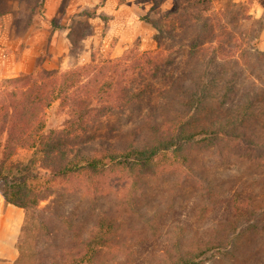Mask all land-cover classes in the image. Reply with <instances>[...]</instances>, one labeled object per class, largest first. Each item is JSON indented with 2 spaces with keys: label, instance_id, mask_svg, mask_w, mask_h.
I'll list each match as a JSON object with an SVG mask.
<instances>
[{
  "label": "trees",
  "instance_id": "1",
  "mask_svg": "<svg viewBox=\"0 0 264 264\" xmlns=\"http://www.w3.org/2000/svg\"><path fill=\"white\" fill-rule=\"evenodd\" d=\"M19 1L28 30L46 0ZM163 2L140 17L156 52L136 42L0 82V190L36 213V264H264V52L244 47L213 0ZM92 32L70 26L69 51ZM57 102L67 119L47 131ZM19 149L41 157L10 175Z\"/></svg>",
  "mask_w": 264,
  "mask_h": 264
},
{
  "label": "rangeland",
  "instance_id": "2",
  "mask_svg": "<svg viewBox=\"0 0 264 264\" xmlns=\"http://www.w3.org/2000/svg\"><path fill=\"white\" fill-rule=\"evenodd\" d=\"M153 1L46 0L27 30L25 26L30 11L23 2L8 0L10 12L0 18V82L42 68L68 71L90 64L94 58H119L136 42L140 44L142 52H156V30L150 24L140 21V17L149 12ZM213 4L218 15H221L220 18L225 19V15L230 13L237 21V37H241L247 50L264 52V0H213ZM173 6L174 0H164L161 8L167 11ZM23 14L21 32L17 33L13 23ZM55 18L60 19L62 28L59 30L54 29L51 24ZM77 22L91 25L93 32L81 40L76 50L71 52L63 29L69 33L70 26ZM258 28L257 35L252 37ZM2 90L4 88L0 89V93ZM66 119V111L61 109L58 102L54 103L46 111V130L61 128ZM101 128H105V125ZM40 157L38 149H19L8 165L7 172L15 175L32 161L38 164ZM3 187L4 184H0V189ZM47 204L46 201L42 202L40 208ZM186 207L185 211H189L183 212V217L191 213L195 207L194 202L188 201ZM25 212V226L19 244V264H36L37 247L43 246L39 240L40 224L35 212Z\"/></svg>",
  "mask_w": 264,
  "mask_h": 264
},
{
  "label": "crops",
  "instance_id": "3",
  "mask_svg": "<svg viewBox=\"0 0 264 264\" xmlns=\"http://www.w3.org/2000/svg\"><path fill=\"white\" fill-rule=\"evenodd\" d=\"M63 30L69 42L68 32L66 29ZM25 220V210L8 204L0 190V264H19L21 257L19 244Z\"/></svg>",
  "mask_w": 264,
  "mask_h": 264
}]
</instances>
